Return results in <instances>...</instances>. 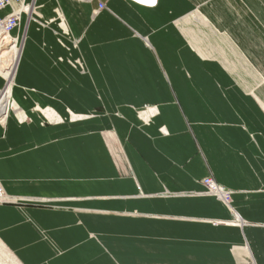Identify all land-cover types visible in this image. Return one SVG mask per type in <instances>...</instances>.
Listing matches in <instances>:
<instances>
[{"label":"crops","instance_id":"crops-1","mask_svg":"<svg viewBox=\"0 0 264 264\" xmlns=\"http://www.w3.org/2000/svg\"><path fill=\"white\" fill-rule=\"evenodd\" d=\"M21 11L0 183L28 201L0 205V264H264V0Z\"/></svg>","mask_w":264,"mask_h":264},{"label":"rangeland","instance_id":"rangeland-1","mask_svg":"<svg viewBox=\"0 0 264 264\" xmlns=\"http://www.w3.org/2000/svg\"><path fill=\"white\" fill-rule=\"evenodd\" d=\"M127 1H129V0H127ZM140 0H130L129 2H131V3H133V4H135V5H138V6H141V7H145V8H155L156 7V0H155V2H153V0H150V1H148V3H147V5H141L140 3L141 2H143V1H141V2H139ZM147 2V1H146ZM104 9L106 10V7L104 6ZM100 11L97 9L94 13H93V16H96L98 13H99ZM4 15V13H2V16ZM28 16L29 15H27L26 17L28 18ZM34 16H32L31 15V20H33L35 23H37V25H38V27L39 28H47V27H49L52 23H54V21H57L58 23H63V22H65V18H64V16L62 15V14H58L57 16H56V18H57V20H47V21H45V20H41L38 16H36V17H34ZM20 25H21V23H20ZM57 27H58V30L60 29V30H64L65 29V27L63 26V25H61V24H58L57 25ZM17 30V34H18V28L16 29ZM20 34V33H19ZM11 35H14L13 33L11 34ZM61 35H62V37H67L66 35L67 34H65L64 33V31H62L61 32ZM73 43H77V42H73ZM19 48H20V46H19ZM8 49V47H3L2 48V51L0 52V53H3V51L4 50H7ZM76 62H77V60H76ZM71 66H74L75 67V65H74V63H72L71 64ZM76 67H78L77 65H76ZM80 67H81V69H80V71H83V68H82V65H80ZM8 68V67H7ZM7 68H4L5 70L4 71H6L7 70ZM2 71V70H1ZM3 71V72H4ZM0 75H2L1 73H0ZM4 80H5V83H6V78L4 77ZM11 83H12V81H11ZM10 86V85H9ZM1 91V90H0ZM13 104H14V102H12V100H11V98L9 99V105H10V109H9V111H8V114H9V112H11L12 111V113H15V114H18V113H21L22 115H23V112L18 108V107H15V109L13 108ZM35 110H36V108H35ZM52 111L51 109H44V111ZM144 110H147V111H154L155 110V107H147V108H145ZM40 114H41V116L43 117V119H44V122H43V124L44 125H54V124H58V123H60V124H64L65 123V120H60L59 122H53V121H50V120H48L47 118H46V116H45V114H44V112L43 111H38ZM7 114V115H8ZM139 115L140 116H144V115H146L145 114V112L144 111H141V112H139ZM76 117L77 118H75V119H71V115H70V117L68 116V119H67V121L66 122H68V123H77V122H81L83 119H84V116H81V115H76ZM6 119V118H5ZM23 121L24 122H26L27 121V119L24 117L23 118ZM1 122H3V121H1ZM3 124V123H2ZM210 178V177H209ZM211 180H213L212 178H210ZM214 181V180H213ZM215 182V181H214ZM202 183V182H201ZM216 183V182H215ZM217 184V183H216ZM203 185V184H202ZM219 185V184H218ZM204 186V185H203ZM220 186V185H219ZM222 187V186H221ZM205 188V187H204ZM225 191H227L228 193H230V200H229V202L228 203H225L222 199L220 200V198H218V197H216V196H214L213 194H211L206 188H205V192H204V195H206V196H209V197H213V198H216L217 200H219L225 207H227L229 210H230V212L232 213V215H233V221L232 222H229V223H227V224H232V225H235V226H241V223H240V220L239 219H237V217H236V214H235V211L233 210V208H232V195H233V192L232 191H230V190H228V189H226V188H224V187H222ZM5 192V191H4ZM6 194V193H5ZM6 197H7V200H8V203L7 204H17V203H21V202H23V201H28V200H25V199H23V198H18V197H13V196H9L8 194H6ZM31 201V200H30ZM33 202H42V200H33ZM4 205H6V204H4ZM215 224H217V223H220V222H214ZM249 264H251V261H249Z\"/></svg>","mask_w":264,"mask_h":264},{"label":"built area","instance_id":"built-area-1","mask_svg":"<svg viewBox=\"0 0 264 264\" xmlns=\"http://www.w3.org/2000/svg\"><path fill=\"white\" fill-rule=\"evenodd\" d=\"M76 1V0H75ZM81 2L91 3L92 0H77ZM130 1V0H129ZM145 1V2H144ZM141 2V5H147L149 0H144ZM147 1V2H146ZM23 4V0H0V52L3 47H8L10 44L5 40L12 31L18 28L21 21L22 11L21 7ZM9 8L10 11L8 13H4V11ZM104 9L102 4H99L98 10L101 11ZM2 13L4 15L2 16ZM2 76V75H1ZM9 80L6 78V83L4 88L0 91V98L5 95L6 88L9 87ZM2 120H0V123ZM202 184L204 187L214 196L222 199L225 203H228L230 200V193L225 191L221 186L216 184L209 177L202 180ZM8 200L4 189L0 183V205L7 204Z\"/></svg>","mask_w":264,"mask_h":264},{"label":"bare ground","instance_id":"bare-ground-1","mask_svg":"<svg viewBox=\"0 0 264 264\" xmlns=\"http://www.w3.org/2000/svg\"><path fill=\"white\" fill-rule=\"evenodd\" d=\"M19 33H20V25L18 26V35ZM5 40L10 44V46L7 50H4L3 53H0V73L2 74L3 77L9 80L10 86L6 88L5 95L0 98V120L2 121L4 120V114L6 113L7 108L10 106L9 99H10V89L12 86L11 81L13 80L16 74L18 59L22 47L19 38L16 36L10 34ZM4 68H7V70L4 71L5 70ZM13 108L15 109L14 105ZM46 116L48 118H52L53 115L48 112L46 113Z\"/></svg>","mask_w":264,"mask_h":264},{"label":"snow or ice","instance_id":"snow-or-ice-1","mask_svg":"<svg viewBox=\"0 0 264 264\" xmlns=\"http://www.w3.org/2000/svg\"><path fill=\"white\" fill-rule=\"evenodd\" d=\"M153 2H155V0H153Z\"/></svg>","mask_w":264,"mask_h":264}]
</instances>
